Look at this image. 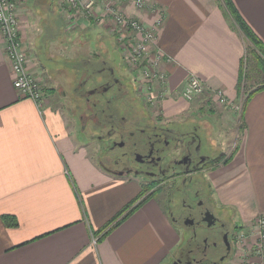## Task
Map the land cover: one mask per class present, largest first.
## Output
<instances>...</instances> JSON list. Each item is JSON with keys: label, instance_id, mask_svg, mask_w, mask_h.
<instances>
[{"label": "crops", "instance_id": "1", "mask_svg": "<svg viewBox=\"0 0 264 264\" xmlns=\"http://www.w3.org/2000/svg\"><path fill=\"white\" fill-rule=\"evenodd\" d=\"M133 1L115 0L123 12L146 27L156 18L155 9L164 14L154 47L165 59L166 86L162 93L159 82H142L143 98L151 87L154 100H160L156 102L159 111L180 117L190 105L181 98V89L194 76L206 90L200 98L214 100L213 92L222 90L232 108L236 107L246 41L232 19L224 15L219 0H144L142 10H137ZM230 1L264 44V0ZM95 26L92 21L84 22L65 34L80 30L77 46L82 45L81 38L87 46L90 27L101 31L94 37L99 43L111 37L107 25ZM27 32V26L20 27L23 47L30 44ZM100 51L109 57L106 49ZM86 52L90 53L89 48H79L75 57ZM121 62L125 66L122 58ZM28 69L37 72L30 59ZM127 71L131 83L138 85L137 72ZM249 79L245 78L243 88ZM12 81L0 39V264H165L180 242L176 226L165 215L153 213L152 196L145 199L137 182L114 178L93 161L88 146L73 134L74 127L58 108L56 100H64L66 92L57 98L44 90L46 101L39 111L32 101L19 97ZM75 87L71 83L70 94ZM226 120L241 130L242 140L224 154L227 163L208 169L206 179L216 207L239 229H246L257 216L264 215V89L255 92L245 105L241 103L236 117ZM195 121L210 124L198 118ZM208 142L220 146L213 139ZM135 198L133 207L138 206L98 240L101 233L96 232ZM2 216H9L10 223L17 225H5ZM166 228L175 234L170 243ZM253 264H264V260L255 259Z\"/></svg>", "mask_w": 264, "mask_h": 264}, {"label": "flooded vegetation", "instance_id": "2", "mask_svg": "<svg viewBox=\"0 0 264 264\" xmlns=\"http://www.w3.org/2000/svg\"><path fill=\"white\" fill-rule=\"evenodd\" d=\"M80 56L84 73L64 100L69 98L75 111L86 139L83 145L96 144L98 166L114 178L137 182L142 192L156 194L166 186L170 202L180 199L169 218L185 238L172 264H232L238 227L224 210L215 206L214 211L202 203L200 189L189 191L192 177L206 176L221 150L208 142L212 139L207 127L189 117L165 116L156 109L160 100L145 101L141 88L131 89L125 83L131 81L119 75L105 54L93 51ZM88 82L93 85L85 90Z\"/></svg>", "mask_w": 264, "mask_h": 264}, {"label": "rangeland", "instance_id": "3", "mask_svg": "<svg viewBox=\"0 0 264 264\" xmlns=\"http://www.w3.org/2000/svg\"><path fill=\"white\" fill-rule=\"evenodd\" d=\"M23 4L24 10L20 14L19 19L20 27L24 25L28 27L27 33L28 38H30V44H27L24 47L25 53L28 59L31 60V63H33V67L37 71L33 74L42 86L43 91L47 90V93L49 95H53L55 93V96L57 98L62 97V94L66 92V95L70 97L71 94L69 93V85L73 82H75L76 84V81L80 77H82L84 73V67L81 66V63H79V57L81 56L75 57V51H77L79 48H89V52H92V50H96L98 53L101 52V48L106 49L107 54L112 60L113 66L119 72V75L122 76V78H129L128 73L126 74L122 69L123 65L121 64L122 62L120 54L114 48L111 37L109 38L108 36H106L99 43L94 37L98 32L101 31H99V29L97 28L90 27L91 29H88L87 32L90 37L87 46L83 44L84 41L82 38L80 39V43H82V45L77 46L79 42L75 40L77 33L80 32V30L77 29L74 33L69 35L65 34L62 23L63 21L59 13L55 9V3H53V0H27ZM47 9L50 11L48 12ZM81 24L82 23H79L78 26H80ZM97 26L99 27L101 25L96 24L95 27ZM102 34L105 33L102 32ZM32 41L34 42L33 44ZM245 45H247V43ZM83 55H87V52ZM74 65H76V67H73ZM95 67L97 68L98 66ZM127 67L131 70L129 66ZM245 72L247 77L249 74V68L247 66H245ZM86 75H89V73H86ZM91 79H94V77ZM125 83L130 84L131 89H133L132 87H134L136 90V86L139 87V85L132 84L127 80L125 81ZM258 84L259 79L251 75L250 79L247 80V83H245V87L242 90L243 93H241L239 96L240 102L238 103V105H236V107L232 108L233 103L229 100H227V104H219L214 101L215 99L212 100V98H198L194 99L191 102H187V104H190L189 108L186 109L184 114L177 118L182 119V117H189L193 120H197L198 118L201 120V122L202 120L208 121L210 124H206L207 122L205 124L207 130L210 131V137H212V139L215 140L216 143L221 145V147L219 146L221 148L219 154H228L241 142L242 132L241 130H237V127H235L231 121H227L226 117H231L232 119L233 116L236 117V115L239 114L241 103H243L246 94L252 91V88L257 86ZM92 85L93 84L91 82L87 83L84 89H90ZM68 99L69 98H67V100H56L60 103L58 105V108L66 116V119H68V125L70 127H74L73 134L77 136V138L79 137L80 141L84 143L86 139L83 138V133L80 131L78 120L75 117V111L74 109L72 110L71 104ZM156 109L159 110L158 106L156 107ZM200 112L202 114H200ZM210 127L212 128V131ZM80 136L82 138H80ZM87 140L89 139L87 138ZM87 146L90 156L97 164L95 157V150H97L96 144L92 143L88 144ZM198 189H200L201 191L200 201L206 206L214 208V211H216L215 209L217 208H215V206L217 202L214 197V192L208 184L206 176L195 175L192 177V184L189 187V191L194 192ZM170 191L171 190H169L166 186L157 191L156 194H149L150 192L143 191L146 196L148 194L152 196L151 199L155 202L153 213L157 212V214L160 216L165 215L167 219H169L170 213L175 215L176 209H178L180 206V199H177V197L172 199L173 201H169ZM189 197L190 200H194L192 195H189ZM174 230L175 234L178 233V236L180 237H178V239H180V242L177 246L178 248L182 245V241L184 240L185 236L180 227H176V229ZM237 230L238 232H240L239 227L237 228ZM164 233L168 239V243H170L171 240L175 239V234L173 235L172 232L168 231L167 228L164 230ZM177 248H175L171 252V257L167 259L165 264H172L171 262L173 261V257L176 253L175 251L177 250ZM235 252L237 256L232 264L252 263V260H250L251 258L246 255L247 253L240 252L238 251V249H236ZM238 252L240 253L238 254Z\"/></svg>", "mask_w": 264, "mask_h": 264}, {"label": "built area", "instance_id": "4", "mask_svg": "<svg viewBox=\"0 0 264 264\" xmlns=\"http://www.w3.org/2000/svg\"><path fill=\"white\" fill-rule=\"evenodd\" d=\"M27 0H0V39L3 52L7 58L13 77V86L22 99L32 101L39 111L43 108L44 92L37 78L28 69V57L20 37V14ZM137 10L145 8L144 0H134ZM59 12L66 32H73L79 23L90 22L107 25L110 36L114 39L119 54L126 66L137 72L138 85L159 82L163 89L166 86V75L162 70L165 62L159 50H155L157 31L164 23V14L157 11L151 26H144L139 20L128 16L115 0H58ZM137 80V79H136ZM145 101L154 100L151 87L148 88ZM203 83L196 77L187 79L181 89L180 96L185 101H192L205 93ZM145 94V93H144ZM214 101L227 104L222 91L213 92ZM235 247L252 259L264 260V215L257 216L247 229L236 231ZM96 238L91 240L92 244ZM238 252V254L240 253Z\"/></svg>", "mask_w": 264, "mask_h": 264}, {"label": "trees", "instance_id": "5", "mask_svg": "<svg viewBox=\"0 0 264 264\" xmlns=\"http://www.w3.org/2000/svg\"><path fill=\"white\" fill-rule=\"evenodd\" d=\"M53 3H55V9L59 13V6H58V0H53ZM219 6L223 9V13L225 16H229L234 24L237 26L239 31L242 33L247 45H245L244 50V57H242L240 61V70L238 75V82L236 84V95L239 98L240 94L242 93V83L244 82L246 78V72H245V66L249 68V74L248 78L252 76H255L259 79V84L250 91L248 94H246V97L243 101V105L249 100V98L255 93L260 90L264 89V44L256 37V35L252 32V30L248 27V25L243 21V19L239 16L236 9L234 8L232 2L230 0H219ZM49 12L50 10L47 9ZM61 17V15H60ZM62 19V18H61ZM63 23V22H62ZM64 32L65 28L63 25ZM67 33V32H66ZM250 61V62H249ZM80 65V64H79ZM201 96H197L192 99H198ZM188 102V101H186ZM191 102V101H190ZM229 161V158H225V156L222 154L213 161V165H218L220 163L225 164ZM142 194H140L141 196ZM150 195L147 196L149 198ZM146 198V199H147ZM138 198H135L134 200H131L126 206L122 208L118 214H116L108 223H106L100 230H98L96 233H101V236L98 238V240L103 239L107 233L117 226L122 220H124L132 211L135 209L136 206L132 207ZM1 220L4 222L7 226H16V222L10 223V217L9 216H2Z\"/></svg>", "mask_w": 264, "mask_h": 264}]
</instances>
